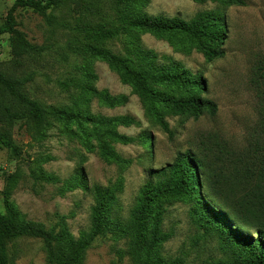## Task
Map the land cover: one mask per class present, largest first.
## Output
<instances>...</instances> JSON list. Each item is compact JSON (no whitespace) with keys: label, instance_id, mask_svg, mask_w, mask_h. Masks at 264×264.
Masks as SVG:
<instances>
[{"label":"rangeland","instance_id":"rangeland-1","mask_svg":"<svg viewBox=\"0 0 264 264\" xmlns=\"http://www.w3.org/2000/svg\"><path fill=\"white\" fill-rule=\"evenodd\" d=\"M89 1L64 0L44 12L17 7L14 31L0 35V70L13 79L16 91L38 100L44 110L41 120L34 118L29 106L0 83V133L17 146L15 153L0 143L1 203L9 190V199L27 219L55 230L64 220L78 238L90 230L94 197L80 186L65 189L66 179L81 174L90 185L104 186L121 179L113 215L125 220L137 204L143 185L165 180L178 152L187 148L205 157L209 172L229 200L243 193L248 186L245 169L256 167L264 146V92L258 71L264 63V0H245V5L232 6L212 0L148 1V14L183 19L221 8L228 26L222 45L225 55L212 61L196 48L184 52L165 38L150 33L141 36L146 47L201 75L206 88L202 95L218 105L215 115L203 114L197 119L167 116L172 137L152 122L130 84L123 82L106 61L85 51L83 44L93 40L89 32L100 23ZM14 2L0 0V25ZM106 15L113 19L111 10ZM95 39L115 52L123 50L118 37L100 39L96 35ZM95 90L126 96L127 100L109 107L94 94ZM57 108L134 118L135 123L117 127L119 133L133 137L132 142L111 140L115 150L131 163L120 166L105 161L94 137H88L93 149L85 145L84 129L93 124L81 125L59 116L53 112ZM146 135L151 141H145ZM40 169L60 181L35 178ZM199 192L209 202L205 187ZM163 209L162 229L171 234L161 249L167 258L182 257L190 264H220L239 256L243 245L222 231V226L213 222L209 226L194 200L166 199ZM244 233L255 238L251 230ZM128 248L126 237L108 232L95 238L82 264H133ZM10 249L16 264H48L39 238H19Z\"/></svg>","mask_w":264,"mask_h":264},{"label":"trees","instance_id":"trees-1","mask_svg":"<svg viewBox=\"0 0 264 264\" xmlns=\"http://www.w3.org/2000/svg\"><path fill=\"white\" fill-rule=\"evenodd\" d=\"M64 0H15L9 9L4 23L0 25V35L12 33L15 28L14 11L17 7H29L37 12H44L50 5ZM149 0H90L89 8L100 17L97 29L89 35L93 40L83 44L86 52L106 61L110 69L116 71L123 82L132 87V91L142 101L146 113L152 122L160 125L169 137L173 136L166 117L179 115L184 118L197 119L203 114L215 115L218 105L210 98L202 95L205 82L201 75L194 74L182 63L169 56L160 55L148 48L142 41V35L150 33L157 38H165L177 49L190 52L196 48L202 52L207 61L223 57L222 47L227 38L228 26L226 16L221 8L198 12L190 19L178 16H154L145 11ZM203 2L205 0H195ZM222 6L245 5V0H212ZM111 10L113 19L106 15ZM100 39L115 38L123 43V50L115 52L101 44ZM259 86L264 92V63L258 66ZM0 83L27 104L34 118L41 120L44 110L38 100L31 99L24 93L16 91L13 79L4 76L0 70ZM100 101L109 107H116L126 102V96H110L106 92L94 91ZM59 116L77 121L79 124L92 123L93 127L84 129L85 145L93 149L88 137L97 140L101 157L120 166H127L130 159L118 153L112 141L128 144L133 137L119 133V125L129 126L135 123L129 116H102L86 114L70 108L53 110ZM145 141H151L146 135ZM0 143L14 149L17 146L6 134L0 133ZM197 154L192 148L179 151L174 162L169 166L166 179L155 184L147 182L141 188L137 204L131 209L127 219L114 216L118 205V194L122 188V180L109 185L89 184L83 175L66 179L65 189L74 186L83 187L91 192L94 204L91 208V227L89 232L74 237L66 222L60 227L47 228L43 223L27 219L9 199L10 191L0 200V264H16L12 256L10 244L23 237L39 238L43 241L48 264H82L87 249L98 236L108 232L128 239L127 254L133 264H190L182 257L167 258L162 254V245L171 237L163 231V202L171 198L194 200L199 205V212L210 222L222 226L243 248L239 256L232 261L220 264H264V146L256 167L245 169L248 186L243 193L236 194L229 200L219 188L209 172V164L205 157ZM2 168L0 167V180ZM35 178L49 182L60 181L54 174L42 169ZM205 187V201L199 189ZM235 222V223H234ZM233 223L236 225L232 227ZM246 231H253L255 238Z\"/></svg>","mask_w":264,"mask_h":264}]
</instances>
